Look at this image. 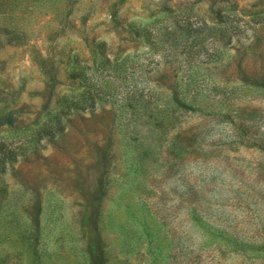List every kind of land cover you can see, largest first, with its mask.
Returning a JSON list of instances; mask_svg holds the SVG:
<instances>
[{
  "label": "rangeland",
  "instance_id": "1",
  "mask_svg": "<svg viewBox=\"0 0 264 264\" xmlns=\"http://www.w3.org/2000/svg\"><path fill=\"white\" fill-rule=\"evenodd\" d=\"M0 264H264V0H0Z\"/></svg>",
  "mask_w": 264,
  "mask_h": 264
},
{
  "label": "trees",
  "instance_id": "2",
  "mask_svg": "<svg viewBox=\"0 0 264 264\" xmlns=\"http://www.w3.org/2000/svg\"><path fill=\"white\" fill-rule=\"evenodd\" d=\"M237 250L236 251H238V250H240L241 248H236ZM242 251H244V250H242ZM244 253V252H243ZM256 255H259V254H256Z\"/></svg>",
  "mask_w": 264,
  "mask_h": 264
}]
</instances>
